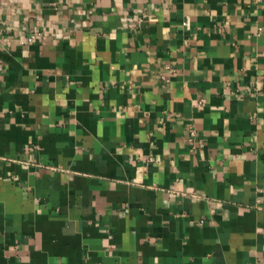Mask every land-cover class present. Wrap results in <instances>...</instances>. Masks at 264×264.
I'll return each instance as SVG.
<instances>
[{
  "label": "crops",
  "instance_id": "1",
  "mask_svg": "<svg viewBox=\"0 0 264 264\" xmlns=\"http://www.w3.org/2000/svg\"><path fill=\"white\" fill-rule=\"evenodd\" d=\"M0 4V264H264V0Z\"/></svg>",
  "mask_w": 264,
  "mask_h": 264
},
{
  "label": "built area",
  "instance_id": "2",
  "mask_svg": "<svg viewBox=\"0 0 264 264\" xmlns=\"http://www.w3.org/2000/svg\"><path fill=\"white\" fill-rule=\"evenodd\" d=\"M0 8H1V4H0ZM186 26H189V22H186V24H185Z\"/></svg>",
  "mask_w": 264,
  "mask_h": 264
}]
</instances>
